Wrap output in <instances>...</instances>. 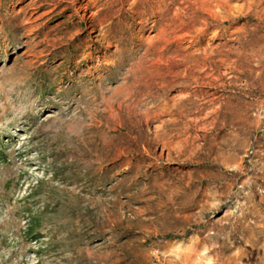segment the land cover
<instances>
[{"label":"rangeland","instance_id":"obj_1","mask_svg":"<svg viewBox=\"0 0 264 264\" xmlns=\"http://www.w3.org/2000/svg\"><path fill=\"white\" fill-rule=\"evenodd\" d=\"M0 264H264V0H0Z\"/></svg>","mask_w":264,"mask_h":264}]
</instances>
